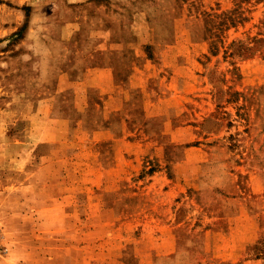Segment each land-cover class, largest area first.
<instances>
[{
	"label": "rangeland",
	"instance_id": "374dc122",
	"mask_svg": "<svg viewBox=\"0 0 264 264\" xmlns=\"http://www.w3.org/2000/svg\"><path fill=\"white\" fill-rule=\"evenodd\" d=\"M33 1L40 35L50 34L56 12L71 14L67 0H0V264H264V0H85L89 24L72 45L85 55L66 59L81 82L59 92L37 122L19 99L35 93L23 87L30 63L2 58L24 48L17 44ZM113 34L124 44L114 58L105 41ZM108 55L122 95L110 106L117 110L98 104L105 75L92 70ZM108 125L129 137L121 150L93 135ZM31 127L58 150L21 168L25 145L38 138L21 142ZM145 156L167 161L181 181L168 233L156 216L169 186L147 181L157 174L144 169ZM50 160L41 186L21 184ZM179 221L182 233L173 231ZM176 241L186 248L169 252Z\"/></svg>",
	"mask_w": 264,
	"mask_h": 264
},
{
	"label": "crops",
	"instance_id": "0c3cea01",
	"mask_svg": "<svg viewBox=\"0 0 264 264\" xmlns=\"http://www.w3.org/2000/svg\"><path fill=\"white\" fill-rule=\"evenodd\" d=\"M85 3H87V1L85 2V0L84 1L83 0H67V2H65L66 4L65 8L70 9L71 14H68L69 10H66L65 12H61V13L56 12L57 10H55L56 13L54 14L55 15L54 17H57V16L59 17L56 19L55 23L52 20L53 24H51L49 28L50 34L40 35L39 33H42L41 32L42 30L41 28L37 27L38 25L33 21V16H32L33 13H35L38 8L37 6H33L34 1L30 2L28 4L29 11L26 17L27 21H25L27 22L25 25L26 26L25 35L19 39L18 44H17V46L19 47L24 46V48L23 49L17 48L16 49L17 51H14L13 49H11L12 54H10L9 52L7 54L2 55V58L7 56L10 59L14 58L16 60L20 58L25 59V60L27 59V62L30 63L29 65L27 63L24 64V68H25L24 73H27L30 75H28L27 77L24 76L23 81H25V83L23 87L24 89L26 88L28 91L34 90L35 93L30 94L29 92L27 95L28 96L27 98H23L24 96L23 95V96H20L19 99L21 100V103L23 104H31V106L33 105V108L30 110L28 114V119H30L31 121L37 122L40 117H44V115L51 114V107L56 99V95L61 91L67 90L71 86L73 87L75 85V82L77 84L81 82V81H75L74 78L72 77L74 65L70 64V62L67 61L66 59L73 57L75 55V52L76 53L80 52L81 56L85 55L84 48H82L81 50L80 49L74 50V47L72 46L74 45L73 44L74 40L77 41L76 39L78 38L77 36L79 32L84 30L83 25L89 24V20H90L89 13L86 11ZM40 4L43 5V2L42 3L40 2ZM58 7L59 6H57V8ZM104 7H107V6L104 5ZM42 8L47 9V6H42ZM143 20L146 24L150 25L153 19L151 17L148 18L146 16L144 17ZM133 22L142 24L141 19L135 20ZM14 28L16 29L18 28V26ZM54 28L56 30L53 33ZM33 30L37 31L38 35L33 36L34 38L31 39L29 38V36H31L30 32ZM133 35H134L133 37L135 38V40L133 39V42H131V47H133L132 43L134 44V42L138 40L135 34ZM108 38L110 39L108 40ZM149 40L151 41L152 47L155 48V37L152 34ZM105 41L106 43L108 42L110 46V48H108V51H106V53L109 52L111 55V52H112L113 58L118 53H122L121 47H124V44L118 38L116 39L114 37V34H113V37L112 35H108L107 40ZM166 49L168 48H165V51ZM137 50H138V47L135 48V51L133 50V57L135 58L138 57ZM164 55L165 56L167 55L166 52L165 54L164 53L162 54L163 58H164ZM62 57L65 58V61L63 60V62L59 60V58H62ZM115 64H116L115 59H113L112 61L110 59L108 62L97 64L96 65L97 67L96 66L92 67L93 71H99L101 75L102 74L105 75V78L102 79V81L97 84V87L98 89H100V93L102 95L101 98H99L100 101L98 102V104H101L105 109L108 106L109 109L107 110L119 109V104L115 105V107L113 108L112 107L110 108V106L112 105V103L116 101H119V102L122 101V95L119 94L120 91L116 89L117 84L113 81L114 80L113 73L115 74L117 70V67ZM92 70H91V67H89V65L85 67V69L84 67L80 68V71L82 73L85 72V74L86 73L89 74ZM140 71L141 73H145L146 70L141 69ZM40 87L41 89H39ZM85 87H88V86H85ZM91 87H95V86L91 85ZM44 89L45 90L47 89L49 91L48 92L44 91ZM141 89L143 91L144 88H141ZM181 90L187 91L186 88H181ZM176 91H180V89H176ZM159 101H163V99L160 98ZM40 114H42L43 116ZM104 119H107V118H104ZM61 120H66V118L63 117L61 118ZM121 120H123V118ZM134 132H133V146L137 145L138 139H141V137L137 135L139 132L136 131V129ZM34 133L32 132V127H31L29 130H27V134L24 140L21 141L25 143L27 137H31V136L38 137V138H35V141L32 146L25 145V151H27L29 156L28 154L24 152L25 159H24V162L21 168L28 166L29 162H31V160L29 161V159H34V161L36 160L40 161V160H43L45 156H48L49 154H51L53 151L58 150L57 149L58 147L55 145V142H56L55 139L49 136H46L45 138H43V134L40 133V131H37L35 129H34ZM94 134L98 136L99 145H102L103 143H105L107 139L108 140L111 139L112 141H115L116 144L118 145L120 144L119 146L115 144L116 146L119 147L118 150H121L120 146H123V144H126V142H123L125 141L124 139L129 138L124 133H119V131H116L115 128H112L110 125L105 126V127H100L99 129L94 130L93 135ZM119 141H122V142H119ZM41 146H46L48 152L41 153L40 152ZM123 150L127 151L125 149ZM141 150L136 148L135 151L140 152ZM21 155H23V152L21 153ZM21 157L19 156V158ZM135 158L137 157H133V159ZM143 158H144L143 162L145 165L144 169L148 170L147 172L149 173V175L153 173L157 174L156 177L155 175H151L150 176L151 178H147V181L151 185L154 184L155 186H161L165 184L169 186L168 189L165 191V198H162V202L160 205L162 212H159V213L161 216L159 215L156 216L157 218L161 220V225L157 229L160 230L162 234L168 233L169 231H171L170 225H169V222H170L169 221L170 219L169 208L171 207L170 203H171V200H175L176 195H178L175 192H176V189L180 187L181 181L178 178H173L172 176L173 173H170L169 165L167 164V161L166 162L164 161V164H163V163H157L155 161H151V158H149L148 156H145ZM51 163H52V160H50L49 163L45 162V165L39 164L36 167H32L35 170V171L33 170V173L34 174L36 173V175L33 177V179H30L28 181L23 180L21 184H23V186L26 188L27 186H30V185H34L36 186V188L41 186V183L43 182L40 176L42 169H47L48 165H50L51 167L52 166ZM65 168L66 170L68 169V164H66ZM150 179H153V180L149 181ZM44 182L47 183L48 185H51L50 182L49 183L47 181H44ZM65 183H66L65 198L67 199V196H68L67 177H66ZM47 184H44L43 187H46V186L49 187ZM69 185H71L70 182H69ZM39 193H41V190H39ZM171 196H172V199H171ZM47 198H49L50 200L57 199L56 197H54V194L52 191L50 192ZM40 201H45L42 198V196H41ZM177 208H179L178 204L175 207V213L177 212ZM205 212L207 214L210 213L209 211H205ZM176 225L173 231L177 233L178 232L182 233L183 231L181 229H183L182 225H184V221H179V223H177ZM176 245L177 247L172 246L169 252H173L176 248L177 250H181V249L184 250V248H186L185 244H183L181 241H176ZM156 248L158 249L159 246H156ZM196 252L194 251V249H192L191 251L192 253L191 256H193L194 259L198 257V254Z\"/></svg>",
	"mask_w": 264,
	"mask_h": 264
}]
</instances>
